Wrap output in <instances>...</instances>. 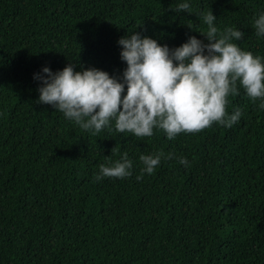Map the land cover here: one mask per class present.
Segmentation results:
<instances>
[{
	"label": "trees",
	"instance_id": "16d2710c",
	"mask_svg": "<svg viewBox=\"0 0 264 264\" xmlns=\"http://www.w3.org/2000/svg\"><path fill=\"white\" fill-rule=\"evenodd\" d=\"M177 2L0 0V264H264V108L242 88L226 105L241 109L238 122L173 139L155 129L92 133L37 102L42 66L119 78V37L206 43L188 27H206L196 15L204 11L220 29L240 28L238 47L264 57L251 27L264 0H190L193 13L174 11ZM156 150L172 155L140 173L139 155ZM122 152L132 175L96 180L99 164Z\"/></svg>",
	"mask_w": 264,
	"mask_h": 264
},
{
	"label": "clouds",
	"instance_id": "9594fccd",
	"mask_svg": "<svg viewBox=\"0 0 264 264\" xmlns=\"http://www.w3.org/2000/svg\"><path fill=\"white\" fill-rule=\"evenodd\" d=\"M173 10L193 13L190 0H179ZM196 15L206 27H188L205 36L206 43L188 35L170 48L151 36L130 32L117 39L119 58L125 63L119 78L95 66L74 70L68 63L53 71L44 65L33 73L40 81L37 102L50 104L74 125L92 133L114 129L151 137L155 129L167 139L213 123L227 128L238 122L239 107L226 111L228 97L237 94L238 86L258 102V108H264V57L238 47L235 41L243 36L241 29L218 28L211 10ZM251 27L258 38L264 37V10L252 18ZM171 155L162 150L141 153L139 172L153 173L161 159ZM177 160L186 167L189 164L182 155ZM132 168L128 154L122 152L119 158L100 163L94 178L127 177Z\"/></svg>",
	"mask_w": 264,
	"mask_h": 264
}]
</instances>
